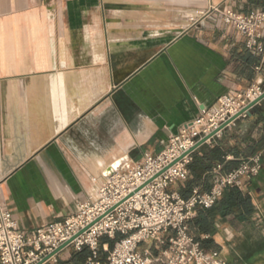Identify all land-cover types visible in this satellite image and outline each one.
Returning a JSON list of instances; mask_svg holds the SVG:
<instances>
[{"label":"crops","instance_id":"obj_1","mask_svg":"<svg viewBox=\"0 0 264 264\" xmlns=\"http://www.w3.org/2000/svg\"><path fill=\"white\" fill-rule=\"evenodd\" d=\"M218 6L250 14L264 0H0V211L27 235L56 224L112 165L159 154L220 97L264 87V57L208 14ZM214 149L230 158L221 174L263 154L244 192L253 211L217 215L209 236L228 264H264V101L192 161Z\"/></svg>","mask_w":264,"mask_h":264},{"label":"built area","instance_id":"obj_2","mask_svg":"<svg viewBox=\"0 0 264 264\" xmlns=\"http://www.w3.org/2000/svg\"><path fill=\"white\" fill-rule=\"evenodd\" d=\"M208 14L219 15L244 39L249 51L264 57L263 10L242 14L218 6ZM263 93L261 84H252L220 97L215 106L172 136L162 152L144 155L133 167L122 169L120 164L74 214L32 235L21 230L9 210H1L0 264H58V255L43 261L67 244L75 252L90 251L83 264H228L219 251L202 247L190 234L189 223L199 210L212 209L226 189L246 192L263 168V154L255 153L226 174H221L224 165H217L212 172L217 180L207 191L195 187L190 197L183 198L171 188L188 180L191 151L197 143L223 126L212 139L233 128L234 118ZM246 117L244 112L238 119ZM104 238L115 242L111 251L102 244ZM144 245L149 247L142 249ZM102 250L108 253L105 260L100 257Z\"/></svg>","mask_w":264,"mask_h":264},{"label":"trees","instance_id":"obj_3","mask_svg":"<svg viewBox=\"0 0 264 264\" xmlns=\"http://www.w3.org/2000/svg\"><path fill=\"white\" fill-rule=\"evenodd\" d=\"M227 163L226 157L217 149L201 155H194L193 161L189 165V178L179 188V193L183 198L190 197L195 187L203 189V174L211 172L214 165H224ZM236 169V168H235ZM253 211L251 199L235 188H228L224 191L220 201L210 210H199L197 216L189 223L190 234L198 240L206 250H214L209 236L212 231L213 220L217 215L226 216L229 213L250 214ZM119 239V237L117 238ZM114 241L104 238L102 244H108L110 251L114 247ZM90 256V251L84 249L73 256L75 264H83Z\"/></svg>","mask_w":264,"mask_h":264},{"label":"water","instance_id":"obj_4","mask_svg":"<svg viewBox=\"0 0 264 264\" xmlns=\"http://www.w3.org/2000/svg\"><path fill=\"white\" fill-rule=\"evenodd\" d=\"M262 101H264V93L257 99V100H255L253 103H251L245 110H244V112H247V116L248 115H250V112L252 111V110H254V108L257 106V105H259ZM244 112H242V113H244ZM242 113L240 114V115H242ZM239 115V116H240ZM239 116H237L236 118H234V120H236V122L239 120L238 118H239ZM224 127L225 126H223L221 129H219L218 131H216V132H214V133H212L211 135H209V136H207V137H205L204 139H202V140H200L198 143H197V145L194 147V149L191 151V153H194L196 150H198L200 147H202L203 145H205L206 143H208L218 132H220V131H222L223 129H224ZM120 165V162H117L116 164H114V165H112L109 169H108V171L106 172V176L108 175V174H110L114 169H117L118 168V166ZM67 246H68V244L67 245H65V246H63V247H61L59 250H57L56 252H54L51 256H49L48 258H46L44 261H43V263L45 262V261H47L48 259H50L52 256H55V255H58L60 252H62L64 249H66L67 248ZM42 264V263H41Z\"/></svg>","mask_w":264,"mask_h":264},{"label":"rangeland","instance_id":"obj_5","mask_svg":"<svg viewBox=\"0 0 264 264\" xmlns=\"http://www.w3.org/2000/svg\"><path fill=\"white\" fill-rule=\"evenodd\" d=\"M103 251V250H102ZM108 251H110V249L108 248Z\"/></svg>","mask_w":264,"mask_h":264}]
</instances>
